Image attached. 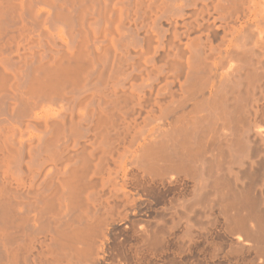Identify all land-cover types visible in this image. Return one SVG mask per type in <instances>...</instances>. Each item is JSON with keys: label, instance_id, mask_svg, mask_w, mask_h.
<instances>
[{"label": "bare ground", "instance_id": "obj_1", "mask_svg": "<svg viewBox=\"0 0 264 264\" xmlns=\"http://www.w3.org/2000/svg\"><path fill=\"white\" fill-rule=\"evenodd\" d=\"M0 264H264V0H0Z\"/></svg>", "mask_w": 264, "mask_h": 264}]
</instances>
